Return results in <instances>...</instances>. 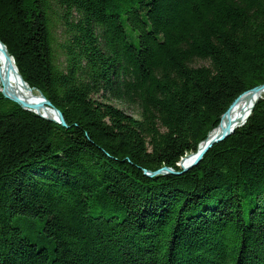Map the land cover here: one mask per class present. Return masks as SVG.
<instances>
[{
  "label": "trees",
  "instance_id": "trees-1",
  "mask_svg": "<svg viewBox=\"0 0 264 264\" xmlns=\"http://www.w3.org/2000/svg\"><path fill=\"white\" fill-rule=\"evenodd\" d=\"M54 1L58 48L51 0H0V42L69 126L0 93V264H264V100L208 163L143 174L264 83V0Z\"/></svg>",
  "mask_w": 264,
  "mask_h": 264
},
{
  "label": "rangeland",
  "instance_id": "rangeland-1",
  "mask_svg": "<svg viewBox=\"0 0 264 264\" xmlns=\"http://www.w3.org/2000/svg\"><path fill=\"white\" fill-rule=\"evenodd\" d=\"M51 2H52V10H51V14L53 15V17H54V20H58V18L60 17L61 18V20L59 19V21L57 22H54L53 23V37H54V39H55V43H54V47L55 48H58L59 47V45L58 44H60V42H63L64 41V38H65V32H66V28H67V26H66V23H65V20H64V15H65V9L64 8H62L58 3H56L54 0H51ZM0 44H3L4 46H6L7 47V49H8V51H9V48H8V46L6 45V44H4V43H1L0 42ZM9 53H10V51H9ZM61 55H62V57H63V51H61ZM10 57H11V59L13 60V62H14V64H15V67H16V70H18V72H19V69H18V66H17V64H16V61H15V59H14V57L11 55V53H10ZM63 60V59H62ZM202 65H209V63H208V61H206V60H198L197 62H196V66H202ZM19 74H20V76L23 78V76L21 75V73L19 72ZM24 79V78H23ZM25 80V79H24ZM26 81V80H25ZM26 83L28 84V82L26 81ZM29 85V84H28ZM262 85H264V83L263 84H260V85H257V86H254V87H251V89H247L244 93H242V94H240L233 102H232V104L230 105V107L227 109V111L223 114V115H221L220 116V118L218 119V120H216L215 122H214V124H212L211 125V127L209 128V131L206 133V135L199 141V143L197 144V147H196V149L195 150H192V151H189V152H186L182 157H181V159H180V161L176 164V166L177 167H172V166H167V165H165V166H163V167H161V168H159V169H157V170H155V171H151V170H148V169H144L143 170V174L145 175V176H147V177H149V178H155V177H157V176H167V175H172V176H182V175H184V174H189V172L191 171V170H193V169H195V168H197L198 166H201L203 163V161H204V164H206V163H208L207 161H205V158H206V155L208 154V152L212 149V148H214V146L215 145H218V144H220V143H222V142H224V141H226L229 137H231L236 131H238V130H240V129H243L244 127H246L247 126V124H248V121H249V118L251 117V115L253 114V112H254V110H255V107H256V105L261 101V100H264V94L262 95V97H260V99H258L257 100V102L254 104V106H253V109H252V111L250 112V114H249V116H248V118H247V120L243 123V124H241L240 126H238V127H236V128H230L229 126H225L223 123H222V119H224V116L225 115H227V113H228V111L231 109V107L233 106V104L237 101V100H239L244 94H246V93H252L253 92V89H256V88H258V87H261ZM30 86V85H29ZM31 87V86H30ZM32 89H33V91H35L36 93H38L39 95H40V93H42L43 95H44V93L41 91V90H39V89H36V88H33V87H31ZM0 93L1 94H3V92L0 90ZM3 96H4V94H3ZM45 96V95H44ZM5 97V96H4ZM46 97V96H45ZM6 99H8V100H10L9 98H7V97H5ZM47 98V97H46ZM48 99V98H47ZM97 99H101L99 96H97ZM49 100V99H48ZM12 101V100H11ZM50 101V100H49ZM15 102V101H14ZM51 102V101H50ZM113 102V104L115 105V106H117L118 108H120V109H123L125 112H127V113H129V114H131V115H133V116H135L136 118H139L140 117V111H139V109L137 108V107H134V106H127V105H123V104H121V103H119V102H117V101H114V100H111V102L110 103H112ZM16 104H18L17 102H15ZM52 103V102H51ZM53 104V103H52ZM23 110H25V111H27V112H31V113H34V114H36V115H38L39 117H41V118H43V119H46V118H44L40 113H36V112H34L35 110H33V109H27V108H25V107H23V106H21L20 104H18ZM54 105V104H53ZM56 107V106H55ZM57 108V107H56ZM64 116V115H63ZM64 119H65V117H64ZM46 120H48V119H46ZM48 121H51V120H48ZM65 121H66V119H65ZM221 123H222V125H221ZM59 124V123H58ZM66 124H67V126H63V125H61L62 127H64V128H68L69 126H68V123H67V121H66ZM220 125H221V127H220ZM218 128V129H217ZM230 129V133L228 134V135H226L223 139H221L220 141H217V142H215V143H213V145L211 146V147H209V148H207L208 150H206V152L204 153V155L202 156V158H200V159H198V162H196V164H191L190 163V161L188 160V162L185 160L186 158H188V157H193L196 153H198L200 150H202V148H203V146H204V144L212 137V136H215V135H218L221 131H222V129ZM250 128H253V129H256V131L258 132V128H259V126H258V124L257 123H251V125H250V127H249V129ZM215 131V130H217L216 132H215V134L214 135H210L211 134V132L212 131ZM259 134V133H258ZM261 137H263V139H258V141H260L261 142V140H264V136H261ZM190 165V166H189ZM189 166V167H188ZM165 168H169L170 170H172V173L170 174H168V173H164V172H160V173H158V171H160V170H162V169H164L166 172H168V169H165ZM154 173V172H157L158 174H156V175H153L152 177H151V175H150V173ZM152 173V174H153ZM192 177H194V178H199L198 177V175H196V176H192Z\"/></svg>",
  "mask_w": 264,
  "mask_h": 264
},
{
  "label": "bare ground",
  "instance_id": "bare-ground-1",
  "mask_svg": "<svg viewBox=\"0 0 264 264\" xmlns=\"http://www.w3.org/2000/svg\"><path fill=\"white\" fill-rule=\"evenodd\" d=\"M0 90L7 96H11L17 101L22 102L27 109H34L40 106V114L55 118L56 115L51 109H45V105L42 104L40 95L33 90H30L26 84H24L20 78L19 72L16 70L15 64L11 58H7L4 51L0 48ZM264 94L263 91H253L252 93L244 94L239 100H237L227 115L222 119V123L230 128H236L243 124L250 112L253 109L254 104ZM22 105V106H23ZM221 123V125H222ZM220 125V127H221ZM218 129V128H217ZM217 130H213L210 135H214Z\"/></svg>",
  "mask_w": 264,
  "mask_h": 264
},
{
  "label": "water",
  "instance_id": "water-1",
  "mask_svg": "<svg viewBox=\"0 0 264 264\" xmlns=\"http://www.w3.org/2000/svg\"><path fill=\"white\" fill-rule=\"evenodd\" d=\"M0 48L4 51V53H5V55L7 56V58H11L10 57V53H9V51H8V49H7V47L6 46H4L3 44H0ZM18 71V70H17ZM20 78H21V80H22V82L24 83V84H26L27 85V87L30 89V90H33L27 83H26V81L20 76ZM264 90V85H262L261 87H258V88H256V89H253V91H263ZM4 94V96L5 97H7V98H9L10 100H12V101H15V102H17L18 104H20L21 106L23 105L22 104V102H20V101H17L16 99H14L13 97H11V96H7V95H5V93H3ZM40 98H41V102H42V104L43 105H45L46 107H45V109H51L52 110V112L56 115V117L55 118H50V117H46V116H44V115H42L44 118H46V119H48V120H51V121H54V122H56V123H59V124H61V125H63V126H67V124H66V121H65V119H64V116H63V113L58 109V108H56L42 93H40ZM23 107H24V105H23ZM33 110H35L34 112H36V113H40L39 112V107L40 106H37V107H35V108H37V109H34V107L31 105L30 106ZM26 108V107H25ZM230 133V129H222V131L218 134V135H215V136H212L205 144H204V146H203V148H202V150H200L198 153H196L193 157H188V158H186L185 160L188 162V160L190 161V163L191 164H196V162H198V159H200V158H202V156L204 155V153L206 152V150H208L207 148H209V147H211L212 145H213V143H215V142H217V141H220L221 139H223L226 135H228ZM190 166V165H189ZM188 166V167H189ZM165 169H168V172H166L164 169H162V170H160V171H158V173H162V172H164V173H172V170H170L169 168H165ZM153 173V172H152ZM152 173H150V175H151V177L153 176V175H156V174H158L157 172H154L153 174Z\"/></svg>",
  "mask_w": 264,
  "mask_h": 264
}]
</instances>
